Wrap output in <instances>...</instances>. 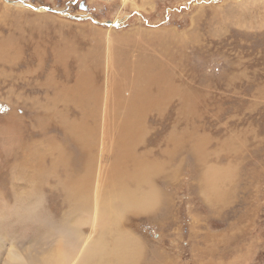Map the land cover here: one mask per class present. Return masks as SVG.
Here are the masks:
<instances>
[{"label":"rangeland","instance_id":"rangeland-1","mask_svg":"<svg viewBox=\"0 0 264 264\" xmlns=\"http://www.w3.org/2000/svg\"><path fill=\"white\" fill-rule=\"evenodd\" d=\"M0 48V264H264V0H0Z\"/></svg>","mask_w":264,"mask_h":264},{"label":"bare ground","instance_id":"bare-ground-1","mask_svg":"<svg viewBox=\"0 0 264 264\" xmlns=\"http://www.w3.org/2000/svg\"><path fill=\"white\" fill-rule=\"evenodd\" d=\"M109 2H110V0H108ZM80 3V2H79ZM83 9V8H82ZM70 36V35H69ZM57 47V46H56ZM1 49V48H0ZM2 50V49H1ZM61 51V50H60ZM64 51V50H63ZM2 52H3V50H2ZM65 52V51H64ZM53 53V52H52ZM61 53V52H60ZM23 54V53H22ZM63 55V54H62ZM61 55V56H62ZM67 55V54H66ZM13 58V57H12ZM19 58V57H18ZM21 58V57H20ZM61 58H63V57H61ZM16 59V58H15ZM60 59V58H59ZM59 62V61H58ZM84 73H82V75H83ZM85 74H86V72H85ZM82 75L80 76V77H82ZM87 76V75H86ZM92 76V75H91ZM77 77L78 78H80L78 75H77ZM84 78H86V77H84ZM83 78V79H84ZM87 79V78H86ZM85 79V80H86ZM89 79V78H88ZM91 79V78H90ZM89 79V80H90ZM80 81V80H79ZM78 81V82H79ZM79 84H77V86H78ZM90 86H92V85H90ZM87 87H83L82 89H81V92H84V90L86 89ZM114 88H116V89H119V87H114ZM94 89V88H93ZM93 91H95V90H93ZM97 91V90H96ZM86 92H88L87 90H86ZM116 92V91H115ZM86 94V93H85ZM84 94V95H85ZM89 94V93H88ZM90 94H92V92H90ZM114 172V171H113ZM112 172V173H113ZM108 174V173H107ZM115 172L113 173V178H115ZM106 177V176H105ZM111 177V176H110ZM109 177V178H110ZM211 179L212 180H215V177L213 176V174H212V177H211ZM106 180H108L107 179V177H106ZM111 180H113V179H111ZM114 181V180H113ZM109 182H110V179H109ZM115 182H116V184L119 182V180L116 178L115 179ZM113 185V184H112ZM212 199V198H211ZM115 218V215H113V214H111V215H107V214H105V213H102L101 215H100V224L99 225H101V228H104V227H106L108 224H110L111 222H109L108 223V221H109V219H114ZM115 233H116V236H115ZM104 234V233H103ZM113 234H114V236H113V239H114V241H113V247H114V251L113 252H115L116 253V255L119 257V260H117V262H112V263H107V264H118V262H119V264H126V263H128L129 261H131L132 259H133V257L132 256H130V255H132V253H131V250H127L126 248H128V246H129V244L132 242V240H130V239H127L126 237H125V232H124V230L121 228V227H118L116 230H113ZM106 236V235H105ZM104 239H105V237H104ZM106 242V241H105ZM105 242L104 241H101V242H95L94 241V243L92 242V244L91 245H88V247H86V249H87V251L85 252V253H83V254H81L80 255V258H81V260H79V264H96V258L98 257V256H100V255H98L99 253H100V250L102 251V252H105L106 251V249H107V247H106V244H105ZM126 247V248H125ZM85 249V250H86ZM121 249H122V252H121ZM131 253V254H130ZM66 254L68 255L67 256V258L65 259V257L64 256H60L59 254H55L54 256H52L51 258H49L47 261H44V263L43 264H65V263H67V261L69 260V252H66ZM208 254H210V253H208ZM214 254V253H213ZM209 256V255H208ZM13 263L12 264H24V262L23 261H20L19 262V256H17V255H14L13 257ZM204 258V257H203ZM213 258V257H212ZM118 259V258H117ZM95 261V262H94ZM105 263V261L103 262V264Z\"/></svg>","mask_w":264,"mask_h":264},{"label":"water","instance_id":"water-1","mask_svg":"<svg viewBox=\"0 0 264 264\" xmlns=\"http://www.w3.org/2000/svg\"><path fill=\"white\" fill-rule=\"evenodd\" d=\"M108 24L110 25V24H112V22H111V21H109V22H108Z\"/></svg>","mask_w":264,"mask_h":264}]
</instances>
